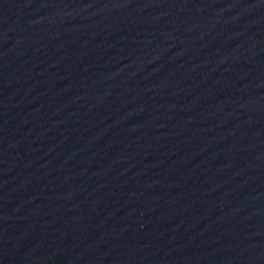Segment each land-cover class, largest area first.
<instances>
[{
	"label": "water",
	"instance_id": "1",
	"mask_svg": "<svg viewBox=\"0 0 264 264\" xmlns=\"http://www.w3.org/2000/svg\"><path fill=\"white\" fill-rule=\"evenodd\" d=\"M0 264H264V0H0Z\"/></svg>",
	"mask_w": 264,
	"mask_h": 264
}]
</instances>
